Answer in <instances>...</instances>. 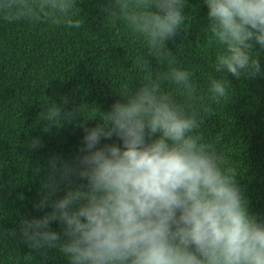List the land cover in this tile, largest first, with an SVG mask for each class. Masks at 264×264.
<instances>
[{
    "label": "clouds",
    "instance_id": "clouds-1",
    "mask_svg": "<svg viewBox=\"0 0 264 264\" xmlns=\"http://www.w3.org/2000/svg\"><path fill=\"white\" fill-rule=\"evenodd\" d=\"M204 3L220 49L206 94L190 71L173 66L165 47L184 30L185 0H108L105 16L147 51L136 61L141 80L121 95L124 102L96 109L89 119L99 116L100 123L84 128L75 162L50 161L34 207L51 210L20 226L29 247L57 249L69 264H264V222L249 212L225 154L200 133L203 117L230 96V82L216 74L264 75L255 50H264V0ZM0 19L82 27L78 0H0ZM149 57L168 67L166 76L156 75ZM162 80L178 92L165 91ZM43 113L45 131L72 115L55 103ZM113 137L119 145L98 146ZM40 146L39 137L29 145ZM60 182L67 190L55 198ZM52 222L62 231L51 230Z\"/></svg>",
    "mask_w": 264,
    "mask_h": 264
},
{
    "label": "trees",
    "instance_id": "trees-1",
    "mask_svg": "<svg viewBox=\"0 0 264 264\" xmlns=\"http://www.w3.org/2000/svg\"><path fill=\"white\" fill-rule=\"evenodd\" d=\"M107 3L78 0L80 29L0 19V264H69L57 249L29 247L20 226L23 220L51 210L34 207L42 198L50 161L59 157L75 162L82 155L84 128L100 123L99 116L89 119L96 109L110 111L113 103L124 102L125 90L140 83L136 61L147 51L122 24L109 21L103 12ZM185 4L184 30L166 41L165 47L173 66L190 71L199 91L206 94L220 49L210 39L204 0H185ZM255 50L264 70V50L258 45ZM148 59L156 75L166 76L167 66ZM216 75L228 79L230 96L203 117L200 133L225 154L249 212L264 222V75L239 80L227 73ZM162 85L165 91L178 92L164 80ZM51 103L72 115L45 131L43 112ZM37 137L41 146L29 147ZM105 143L119 145L120 141L102 139L98 146ZM66 190L60 182L55 198H62ZM50 228L62 231L57 222Z\"/></svg>",
    "mask_w": 264,
    "mask_h": 264
}]
</instances>
